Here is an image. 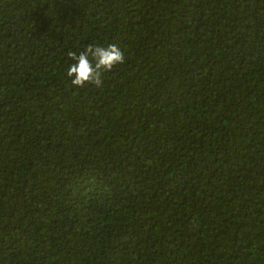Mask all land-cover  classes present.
<instances>
[{"label": "trees", "instance_id": "16d2710c", "mask_svg": "<svg viewBox=\"0 0 264 264\" xmlns=\"http://www.w3.org/2000/svg\"><path fill=\"white\" fill-rule=\"evenodd\" d=\"M0 264H264V0H0Z\"/></svg>", "mask_w": 264, "mask_h": 264}, {"label": "clouds", "instance_id": "9594fccd", "mask_svg": "<svg viewBox=\"0 0 264 264\" xmlns=\"http://www.w3.org/2000/svg\"><path fill=\"white\" fill-rule=\"evenodd\" d=\"M68 57L72 61L66 70V77L74 88L86 86L100 88L102 77L117 65L125 63L124 53L116 43L104 45H89L79 54L69 51Z\"/></svg>", "mask_w": 264, "mask_h": 264}]
</instances>
